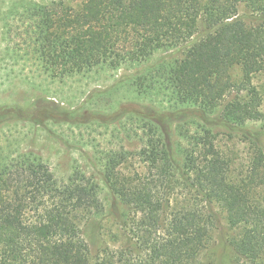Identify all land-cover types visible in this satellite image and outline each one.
<instances>
[{"label":"trees","instance_id":"16d2710c","mask_svg":"<svg viewBox=\"0 0 264 264\" xmlns=\"http://www.w3.org/2000/svg\"><path fill=\"white\" fill-rule=\"evenodd\" d=\"M241 5L250 16L240 14ZM6 8L1 16L9 38H17L13 49L54 79L117 71L158 52L186 50L177 64L162 60L146 68L142 85H134L137 94H148V75L151 93L168 97L169 110L136 117L145 133L139 156L170 191L160 196L143 175L123 180L125 155H110L104 180L137 215L138 241L136 254L127 247L102 264H203L214 206L238 231L231 242L237 264H264V142L246 128L264 122L263 95L253 84L264 72V0H16ZM235 68L239 83L232 81ZM197 119L202 129L188 135L182 128L191 145L176 160L172 127ZM17 122L45 121L30 108L0 106V131ZM218 127L241 133L252 147L246 173L232 175L216 144ZM177 188L202 203L177 204ZM103 211L94 178L77 170L62 181L41 159L0 155V264H92L81 228Z\"/></svg>","mask_w":264,"mask_h":264},{"label":"rangeland","instance_id":"374dc122","mask_svg":"<svg viewBox=\"0 0 264 264\" xmlns=\"http://www.w3.org/2000/svg\"><path fill=\"white\" fill-rule=\"evenodd\" d=\"M13 1L16 0H0V106L30 108L31 115L43 118L45 122L41 125L17 122L4 127L0 131V155L12 158L31 155L41 159L62 181H68L77 170L94 178L99 185L104 211L86 220L81 228L82 237L89 246L91 263L102 264L127 247L136 254L137 215L112 195L103 172L110 155L115 158L125 155V163L119 168L123 180H138V176L143 175L140 178L154 183L160 196L170 191L162 185L160 172L149 168L139 156L145 133L141 119L136 117L152 116L150 111L169 110L168 97L151 93L148 75L147 81L144 80L148 94L145 91L137 94L134 85H142L144 77H139L144 76L142 73L146 68L162 60L177 64L185 57L186 50L158 52L140 65L117 71L97 70L87 75L54 79L33 59L19 56L13 49L17 38L14 35L9 38L1 16ZM240 14L250 16L251 11L241 5ZM132 76L136 78L124 83ZM240 79V69H233L232 81L239 83ZM253 84L263 95L260 111L264 118V72L254 77ZM195 114L201 115L197 111ZM183 127L188 135H192L203 126L199 119L174 124L172 143L174 149H178L176 160L182 156L179 149L191 145L182 135ZM246 128L261 133L264 142V122L248 123ZM213 133L220 151L232 163V175L237 177L246 173L254 157L246 138L221 127L215 128ZM175 192L179 205L191 200L202 203L201 198L194 197L193 191L177 188ZM260 195L264 198V187ZM210 214L212 229L208 245L200 256L201 262L237 264L231 242L238 231L229 225L226 213L217 206L212 207Z\"/></svg>","mask_w":264,"mask_h":264}]
</instances>
